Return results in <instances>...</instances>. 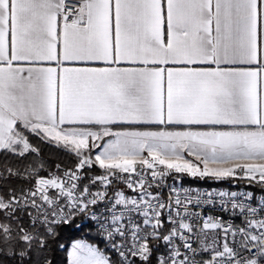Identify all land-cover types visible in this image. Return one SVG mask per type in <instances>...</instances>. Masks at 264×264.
<instances>
[{"label":"snow or ice","instance_id":"1","mask_svg":"<svg viewBox=\"0 0 264 264\" xmlns=\"http://www.w3.org/2000/svg\"><path fill=\"white\" fill-rule=\"evenodd\" d=\"M32 137L74 166L42 176ZM0 152L35 154L0 171L30 185L0 264H264V0H0ZM173 171L254 190L165 197Z\"/></svg>","mask_w":264,"mask_h":264},{"label":"trees","instance_id":"2","mask_svg":"<svg viewBox=\"0 0 264 264\" xmlns=\"http://www.w3.org/2000/svg\"><path fill=\"white\" fill-rule=\"evenodd\" d=\"M32 143L35 146H38L40 149V158L44 161V170L41 171L42 176H47L48 172L50 171H57L56 165L59 164L61 168H71L74 166L75 163V157L74 155L70 154L69 152L64 151L62 148L57 147L53 144H49L46 142H42L39 138L32 137L31 138ZM35 158V154L32 155H25V157L21 158L18 156H14L11 154H5L3 152H0V171L3 170V167L6 165L8 167H11L13 169L20 168L22 170L23 166L32 161ZM97 169L95 167H92L90 170L85 171V175H88L91 172L96 171ZM188 182L192 183H199V184H212L214 183L211 178H188ZM235 180L227 181L226 179L220 180L218 183L223 185H233V182ZM238 186H245L246 188H249L251 190H254L252 187H249L247 180H239ZM84 183H87V180L84 181ZM30 185L27 181V179L23 177H16L13 176L10 179L7 180H0V193L3 194V192L7 188H14L17 190V192L21 188H28ZM25 222H27V217H25ZM79 223V221H77ZM88 229H85L84 232L80 233H69L65 231L62 234L61 243H69L70 239H76L80 236H83L84 233L88 232ZM92 235H95L94 233ZM102 246V245H101ZM57 264H62L64 260V253L59 252L56 254L55 257Z\"/></svg>","mask_w":264,"mask_h":264},{"label":"built area","instance_id":"3","mask_svg":"<svg viewBox=\"0 0 264 264\" xmlns=\"http://www.w3.org/2000/svg\"><path fill=\"white\" fill-rule=\"evenodd\" d=\"M95 167L97 170H98V174L96 175H93V176H98V175H101L102 174V170L99 169L98 166H93ZM92 168V167H91ZM137 171L139 172L140 169L138 167ZM145 176L148 178L149 181H151V175H150V170H146L145 171ZM133 179H139L138 176H136L135 174H133L132 176ZM160 178L157 177V181H159ZM155 184V182H153ZM163 188H162V194L167 197L169 191L171 190V188L175 187L177 189V192L180 194L181 198L183 199V196H184V193H183V190L184 189H190L192 190L191 191V195L192 196H195L196 195V192L197 190L201 193H208V192H220V191H234V190H231V189H228V188H225V187H204V188H199V187H192L190 185H187L186 183L183 182V180L180 178V177H177V176H172V175H169V174H166V176L163 178ZM116 186H118L119 188L121 189H125L127 195H135L134 191L130 190V189H127L126 186L123 184V183H118ZM97 189H93V191H96ZM152 191H156L155 187H153ZM109 195H112V192L111 190L109 191ZM219 204V198L217 197V204L216 206H212V205H205L203 206L202 209L200 208H197V209H194L195 211H202L203 212V215L205 216H217V215H221V210L218 206ZM103 209V204L100 205V209L99 210H102ZM224 218L225 219H228V214H224ZM236 223H239V220L236 221Z\"/></svg>","mask_w":264,"mask_h":264},{"label":"rangeland","instance_id":"4","mask_svg":"<svg viewBox=\"0 0 264 264\" xmlns=\"http://www.w3.org/2000/svg\"><path fill=\"white\" fill-rule=\"evenodd\" d=\"M33 144V143H32ZM34 145V144H33ZM35 146V145H34ZM50 172H54L55 173V171H50ZM84 174H85V172H84ZM96 174H98V170H96V171H94V172H91L90 174H89V176H93V175H96ZM167 174H169V175H172V176H177V177H180L182 180H183V182L184 183H186L187 185H190V186H192V187H199V188H204V187H218V186H220V187H225V188H228V189H231V190H234V191H252L251 189H249V188H246L245 186H238V182H240L239 180H241L240 178H239V175L238 176H236V177H231V178H224V179H226L227 181H231V180H235L234 182H233V185H223V184H219L218 182L220 181V180H222V179H220V180H215V179H212L211 178V180L214 182V183H212V184H199V183H192V182H188L187 180H188V178H199V179H203V178H205V177H200V176H196V177H193V176H191V175H189V174H187V173H175L174 171L173 172H169V173H167ZM208 178V177H207ZM50 191H52V190H50ZM1 194V193H0Z\"/></svg>","mask_w":264,"mask_h":264}]
</instances>
